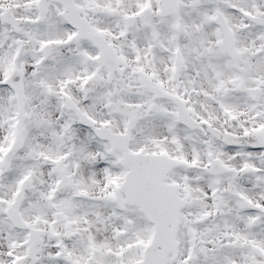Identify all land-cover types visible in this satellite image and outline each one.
<instances>
[{
	"label": "snow or ice",
	"instance_id": "6c2138e0",
	"mask_svg": "<svg viewBox=\"0 0 264 264\" xmlns=\"http://www.w3.org/2000/svg\"><path fill=\"white\" fill-rule=\"evenodd\" d=\"M0 264H264V0H0Z\"/></svg>",
	"mask_w": 264,
	"mask_h": 264
}]
</instances>
